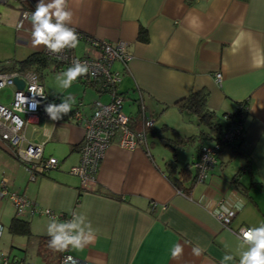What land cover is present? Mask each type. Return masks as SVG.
<instances>
[{
    "label": "crops",
    "instance_id": "1",
    "mask_svg": "<svg viewBox=\"0 0 264 264\" xmlns=\"http://www.w3.org/2000/svg\"><path fill=\"white\" fill-rule=\"evenodd\" d=\"M24 1L29 6L24 10L20 0L0 3V61L6 64L43 49L32 46L31 25L21 16L22 12L34 11L38 0ZM69 7L73 12L70 26L83 36L127 43L132 55L127 68L119 62L113 64V69L120 73L117 91L134 107L124 113L134 116L141 113L143 106L144 116L152 121V129L146 135H157L161 125L169 126L166 131L176 137L159 140L172 150L171 159L156 156L152 151L154 142L147 139L143 145L137 143L132 148L114 141L98 164L95 187L85 191L79 177L69 172L79 161L83 122L72 121L70 113L52 121L44 109L26 115L23 146L31 142L40 145L42 156L54 157L57 165L47 174L38 173L30 179L24 163L0 137V178L6 181L8 191L22 195L37 210L32 215L25 213L24 218L30 221L33 217H43L46 223L30 222L34 235L30 238L12 235L7 225L14 208L5 215V205L12 203L3 197L0 199L2 232L5 222L12 237H21L18 241L24 246L21 250L31 248L39 264H45L37 255L35 238L48 236L47 227L52 218L44 211L53 213L59 221L72 219L73 213L83 214L97 230L94 242L63 253L89 264H220L226 253L236 256L230 264H238L236 253L242 249L238 248L237 235L232 230L264 223V0H69ZM141 29L146 31V41L138 38ZM73 51L77 56L94 54L85 37H79ZM50 66L58 70L51 64L43 71L42 78ZM28 72L31 71L25 73ZM216 74H220L219 79ZM74 83L70 94L76 103L82 102L85 114L90 113L92 102L109 100L108 93H100L96 85L79 79ZM4 87L8 94L0 103L8 104L15 85ZM86 88L96 98L84 101ZM200 89L209 93L207 104L217 121L220 117L221 124L237 102L248 99V115L243 122L245 155L235 153L229 146L222 147L215 165L203 180H196L183 193L168 180L165 167L170 160L176 166L178 150L187 146L192 149L187 160L196 161L199 143H210L195 139L181 145L178 138L197 134L201 126L194 122L190 112L180 111L176 102ZM55 97L47 96L45 100L59 104L61 100H53ZM159 114L164 115V122L155 129L153 121L161 118ZM231 155L238 156L235 166L229 164ZM247 159L249 169H242ZM237 172L242 190L230 181ZM228 199L243 200V205L234 209L229 228L212 215ZM209 201H213L212 208L207 207ZM177 242L183 245L184 252L173 259L170 249ZM195 246L204 249L202 255L193 254ZM13 258L33 264L26 261L25 254Z\"/></svg>",
    "mask_w": 264,
    "mask_h": 264
},
{
    "label": "built area",
    "instance_id": "2",
    "mask_svg": "<svg viewBox=\"0 0 264 264\" xmlns=\"http://www.w3.org/2000/svg\"><path fill=\"white\" fill-rule=\"evenodd\" d=\"M10 0H0L1 4H6ZM27 12H22L21 16ZM78 36H81L78 33ZM89 42L94 50L91 55H75L73 49H66L59 54L50 53L44 46L42 52L56 64V69L65 71L73 61L79 60L86 62L89 66V74L80 77L79 80L87 81L94 80L97 89L108 93L109 100L102 102L96 100L89 106L90 113L85 114L81 108L82 102L79 101L73 107L69 117L74 122H83L84 135L79 148V161L77 164L69 168V172L76 175L80 179L81 189L88 191L92 190L96 185L95 173L99 162L104 156L107 147L112 143L132 148L137 143H146L144 130L136 132L130 127V118L123 111V94L117 91V84L120 81V73L113 69L115 62L121 63L124 68H127L129 61L132 58L128 51L127 43L123 40L108 42L99 40L89 36H83ZM20 77L24 81L22 89H14L11 101L8 104L0 103V137L11 146L13 155L24 163L29 173L30 179H34L36 174L47 172L49 169L56 167L57 160L54 157H43L41 146L36 143H28L23 146L24 135L23 128L25 125L26 115L38 114L41 109H45L48 104L45 99L35 92L43 90L41 82L38 80L34 72H28L19 75L17 72H0V88L13 85V78ZM216 78H220V74H216ZM44 93V90H43ZM45 95V93H44ZM34 101H39L35 110L31 108ZM143 106H140L143 126L150 127L152 121L144 116ZM46 114V112H45ZM46 116H48L46 114ZM244 128L241 123H230L220 135L222 141L232 143L243 137ZM217 147L212 145H204L201 148L200 154L194 163L197 170V181H202L207 171L213 168L216 163ZM6 197L14 207V214L23 217L25 213L30 215L37 211L33 208L31 201L22 195L8 191L7 183L0 178V199ZM28 208V212L26 209ZM49 217L55 215L49 211H44ZM234 217V215L232 216ZM215 217L223 227L229 228L231 218ZM69 220V219H66ZM248 227H239L233 231L237 236L242 229ZM3 226L0 224V234ZM0 264H29L23 260L10 259L7 255H0ZM60 264H89L88 262L80 261L77 258L63 253L60 256Z\"/></svg>",
    "mask_w": 264,
    "mask_h": 264
},
{
    "label": "clouds",
    "instance_id": "3",
    "mask_svg": "<svg viewBox=\"0 0 264 264\" xmlns=\"http://www.w3.org/2000/svg\"><path fill=\"white\" fill-rule=\"evenodd\" d=\"M73 12L69 7V0H38L35 10L25 13L24 19L31 25V44L34 47L44 46L50 53L59 54L66 49H75L79 44V37L74 27H71ZM23 27V23L19 25ZM89 66L86 62L79 60L73 63L56 79L62 89H69L80 77L89 74ZM35 95L47 99L43 90L35 92ZM76 98L69 94L61 96L59 104L50 102L45 105V112L52 121H59L72 112ZM39 101H34L31 108L35 110ZM243 200H226L219 208L212 211L215 217L230 218L235 215V208L241 207ZM208 208L213 207V201H209ZM96 229L83 214H72V219L59 221L53 217L47 227V234L50 237L48 247L53 251H65L71 249H82L94 242ZM239 242V250L236 255L239 257L238 264H264V223L257 227L242 229L236 237ZM227 247V245L225 246ZM184 252L181 243H174L170 249L173 259H178ZM195 256L203 254L204 249L195 246L192 248ZM236 256L226 253L220 264H230Z\"/></svg>",
    "mask_w": 264,
    "mask_h": 264
},
{
    "label": "trees",
    "instance_id": "4",
    "mask_svg": "<svg viewBox=\"0 0 264 264\" xmlns=\"http://www.w3.org/2000/svg\"><path fill=\"white\" fill-rule=\"evenodd\" d=\"M21 9H28L29 6L24 0H20ZM7 4V3H6ZM76 31L81 34L77 29ZM78 37H83L81 36ZM141 41H146L147 35L145 29H141L139 31V37ZM55 65L56 63L49 59L42 51L39 52H32L27 55L25 58L20 60H12L10 63H4L0 61V72H18V73H25L27 71H31L37 74L38 78L41 80L43 71L49 65ZM85 83V82H84ZM86 83L95 85L94 80H87ZM97 89V88H96ZM100 93H104V90L101 91L97 89ZM208 95L209 93L205 89L196 90L190 92L187 96L180 99L176 102V106L180 111L186 110L192 114L198 126H201L198 133L195 135L190 136H180V144H186L189 141H194L195 139L204 141H209V144L199 143L197 146L198 149V156L200 154L201 148L204 145H212L213 147H217L218 151L224 147L229 146L235 153H240L245 155V151H243V137L237 139L232 143H226L221 140L220 135L223 133L224 129L232 122V123H241L243 124L244 119L248 115V107L249 101L248 99L241 100L237 102L236 107L233 112L225 114V122L223 124L219 123L215 119V112L208 106ZM130 127L132 130L136 132H141L142 129L144 130L145 136L146 134L151 131L152 127H145L143 126V120L141 117V113L137 112L134 116H130ZM166 129H170L167 125H161V127L156 130L157 135L160 139L163 140H170L164 135V131ZM172 129V128H171ZM155 133V132H153ZM76 147H79L77 145ZM73 147V148H76ZM174 147V146H173ZM172 147V148H173ZM197 156V157H198ZM193 162L185 163L182 167L176 168L174 164V160H170L166 162V177L171 182V184L180 190L181 192L185 193L188 192L189 188L196 183L197 180V170L193 166ZM250 160L247 159L245 165H243L242 169L248 168ZM249 169V168H248ZM250 171V170H249ZM41 174H47V172H41ZM231 183L239 190H242V184L239 180V173H235L233 177L230 179ZM7 230L12 235H22L25 237H32L34 236L31 232L30 228V221L24 217L16 216L15 214L11 217L8 225ZM37 239V248L36 252L37 255L44 261L45 264H60V256L63 251H53L48 247V242L50 237L47 235H37L35 236Z\"/></svg>",
    "mask_w": 264,
    "mask_h": 264
},
{
    "label": "rangeland",
    "instance_id": "5",
    "mask_svg": "<svg viewBox=\"0 0 264 264\" xmlns=\"http://www.w3.org/2000/svg\"><path fill=\"white\" fill-rule=\"evenodd\" d=\"M62 72L63 71H59V70L54 71V67L50 66L46 70L43 78L40 81L42 86H43V89L45 91L46 96L53 97L54 95H56V97L53 98V100H56V99L61 100L62 95L67 96L70 94V88L67 89L65 92V89H62L60 87L59 82L56 79L57 75L62 73ZM78 87L81 89L80 85ZM75 88H77V87H75ZM52 90L55 92L51 94L50 92H52ZM7 94H8V91L5 87L0 89V102L5 101ZM84 94H85L84 95L85 97L83 98L84 101H86V99L91 100L92 98H96V95L89 88L85 89ZM129 110H134V107L132 105L127 104V102L124 101L123 111L128 112ZM159 115L161 116V118L157 117V120L153 121L155 129H157L164 122V120H163L164 115L163 116H162V114H159ZM219 118L220 117H218V121H220ZM194 122L196 123V121H194ZM179 125H182V124L180 123ZM189 125L190 124H188V126ZM164 135L167 137H171L173 139L176 137L171 133V131H166V130L164 132ZM146 139L148 142H150V141L154 142V146H153L154 148L152 149V151L156 152V156L160 154V155H163L165 159H171L170 155L172 154V150L170 151L167 147H165L161 144L158 135L152 136L151 134H148V135H146ZM191 150L192 149L190 146H187V147L183 148L182 150H178V153H180V155L178 154L179 156H177L176 157L177 159L175 160L176 166L178 168L182 167L187 162H191V161L187 160L188 153ZM237 158H238V156L232 157V155H231V160H229V164L235 166V163H236L235 159H237ZM12 207H13V205L8 202L5 205L4 214L6 215L7 213H10L14 208V207L13 208ZM30 222L33 224L35 222H38V224H45L46 220L43 217L37 216V217L30 218ZM15 240H17V242ZM20 240H21V237H12V235H10L7 232L6 223L4 222V230L2 232V235H0V255H3V256L9 255L10 259H11V258H13L14 255L17 258H21L22 255L25 254L26 261L33 263V264L35 262L39 264L40 260L35 255L31 254V248H25V250H26L25 252L23 250H21V249H24V246L18 244L19 243L18 241H20ZM27 240H30V239H27ZM28 242H30V241H28ZM13 259H15V258H13Z\"/></svg>",
    "mask_w": 264,
    "mask_h": 264
},
{
    "label": "water",
    "instance_id": "6",
    "mask_svg": "<svg viewBox=\"0 0 264 264\" xmlns=\"http://www.w3.org/2000/svg\"><path fill=\"white\" fill-rule=\"evenodd\" d=\"M13 84L15 85L16 89H22L24 86V81L18 77H14Z\"/></svg>",
    "mask_w": 264,
    "mask_h": 264
}]
</instances>
